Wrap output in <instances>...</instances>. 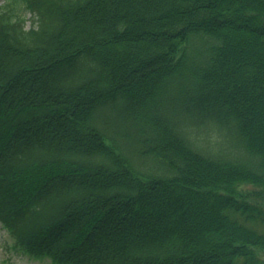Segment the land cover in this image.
I'll use <instances>...</instances> for the list:
<instances>
[{
  "label": "trees",
  "instance_id": "16d2710c",
  "mask_svg": "<svg viewBox=\"0 0 264 264\" xmlns=\"http://www.w3.org/2000/svg\"><path fill=\"white\" fill-rule=\"evenodd\" d=\"M123 1L0 5V225L53 264H264V0Z\"/></svg>",
  "mask_w": 264,
  "mask_h": 264
},
{
  "label": "rangeland",
  "instance_id": "374dc122",
  "mask_svg": "<svg viewBox=\"0 0 264 264\" xmlns=\"http://www.w3.org/2000/svg\"><path fill=\"white\" fill-rule=\"evenodd\" d=\"M4 1L5 0H0V5H2ZM129 1L130 0H124L123 1V8L127 7V9L130 11ZM128 10H127V12H128ZM26 19H27V27H29V25L31 24V20H30V15L29 14L26 15ZM128 22H129V24H132V23L136 24V22L134 21L133 13L129 16ZM142 23L143 22H141V24ZM144 25H146V24L144 23ZM110 48H111L112 51H115L118 55H121L122 53H124V51H134V52H137V53L141 52V50H142V52H146V53L148 51V50H146L147 47H146L145 43H142L141 41L136 40L135 44H132L130 41H127V39H120L118 41L113 42ZM236 59H237V61L235 63L236 65L243 63L242 58H237V56H236ZM246 59H247V57H246ZM120 63H121V60H120ZM125 69H126V67L122 66L120 69H118V71H117L118 74H120L121 72L125 73V71H126ZM241 72H242V70H241ZM243 73L247 74V75H251L252 74L250 68L246 69V71L244 70ZM123 81H124L125 85H127V86L131 82V80L128 78V76L125 77L123 79ZM125 89H120V90H118L116 92H124V91H126ZM136 90H138V87H136ZM234 101H235V104L239 107V109H241V111H244L245 107H244V105H240L239 104L238 97H236V99ZM257 102L258 103H257V106L255 108L259 112V116H258L257 120L255 121L253 127H252L253 128L252 131H253V134H254L253 136H255L257 140L252 139V142H254V143L256 142L255 144L254 143L253 144L257 145L259 147L261 145L260 136L264 135L263 134L264 133V115H263L264 112H263V109H262L263 99L259 97L257 99ZM248 113L249 112H246V114H248ZM164 117H165L166 124L164 125L163 132H162L161 135L162 136L166 135L170 139L171 138L170 137L171 134H168V131H170V129H171V125H172V121L173 120H172L171 117H168V116L167 117L164 116ZM135 120H134L135 124L129 123L128 120H124L123 122H121V128L123 130H126V131H131V134H130L131 137L135 133L134 128H139L138 132H141V131L145 130L148 127H151V126L153 127V123L149 122V120L147 121V116L144 113L138 114L135 117ZM158 123H159V125L158 126L156 125V127H154V131L153 132H155L156 134L159 135L160 130L162 129V127H161L162 123H160V122H158ZM127 124H131V125H127ZM81 126H82V123H81ZM193 169H194V167H193ZM206 169H209V168L205 167L204 171H206ZM239 193L242 194V193H244V191L241 190V192H239ZM191 216L193 217L194 215L191 214ZM181 228L182 227H180L179 230H181ZM125 230H127V229L124 228L123 231H125ZM123 231H119L120 234ZM212 231L213 230H210V229H208L207 231H204V233L202 234L201 238H205V240H207L206 237L211 235V233H213ZM104 232L106 234H108L106 232V230H104ZM216 232L218 233V230H216L215 233ZM188 235L190 237H193V234L188 233ZM174 236H175V233L171 234V236H169L168 238H171V237L176 238ZM192 240H191L192 244L193 243L195 244L196 242H194V238H192ZM186 242H188V241H186ZM194 244L191 247H194ZM201 244L202 243H196V247L195 248H198L197 250H199L200 247H201ZM195 248H194V250H195ZM133 250H136V248L134 247ZM262 256L264 257V253L262 254ZM0 264H53V262L50 260V258H48L46 256L37 257V256H32V255H30L28 253H24L19 247L15 246L13 239L9 236L7 231L0 225Z\"/></svg>",
  "mask_w": 264,
  "mask_h": 264
}]
</instances>
